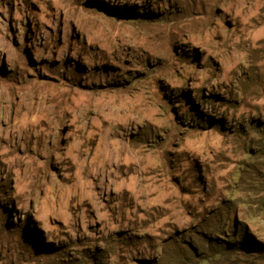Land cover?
Returning a JSON list of instances; mask_svg holds the SVG:
<instances>
[{"label":"rangeland","instance_id":"rangeland-1","mask_svg":"<svg viewBox=\"0 0 264 264\" xmlns=\"http://www.w3.org/2000/svg\"><path fill=\"white\" fill-rule=\"evenodd\" d=\"M0 264H264V0H0Z\"/></svg>","mask_w":264,"mask_h":264},{"label":"trees","instance_id":"trees-1","mask_svg":"<svg viewBox=\"0 0 264 264\" xmlns=\"http://www.w3.org/2000/svg\"><path fill=\"white\" fill-rule=\"evenodd\" d=\"M229 220H230V218L228 219V221H229ZM225 228L228 229V230L231 232L232 238L237 239V238L235 237V235H234V231L232 230V226H230L229 223H227V224L225 225ZM220 241H223V240L220 239ZM236 246H237V245H236Z\"/></svg>","mask_w":264,"mask_h":264}]
</instances>
